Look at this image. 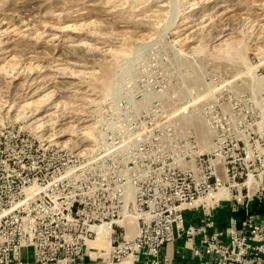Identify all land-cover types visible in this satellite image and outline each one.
Segmentation results:
<instances>
[{
  "label": "rangeland",
  "instance_id": "1",
  "mask_svg": "<svg viewBox=\"0 0 264 264\" xmlns=\"http://www.w3.org/2000/svg\"><path fill=\"white\" fill-rule=\"evenodd\" d=\"M209 117L261 173L264 0H0V133L36 154L104 155L97 128L153 125L184 157Z\"/></svg>",
  "mask_w": 264,
  "mask_h": 264
},
{
  "label": "built area",
  "instance_id": "2",
  "mask_svg": "<svg viewBox=\"0 0 264 264\" xmlns=\"http://www.w3.org/2000/svg\"><path fill=\"white\" fill-rule=\"evenodd\" d=\"M205 124L209 148L194 140L184 157L155 151L153 125L127 138L101 126L95 145L110 153L86 157L39 155L20 133L1 132L0 264H23L24 249L37 264H79L105 223L110 248L95 257L106 264H178L162 254L176 240L188 264H264V170L253 174L214 117ZM125 219L136 224L130 236Z\"/></svg>",
  "mask_w": 264,
  "mask_h": 264
},
{
  "label": "crops",
  "instance_id": "3",
  "mask_svg": "<svg viewBox=\"0 0 264 264\" xmlns=\"http://www.w3.org/2000/svg\"><path fill=\"white\" fill-rule=\"evenodd\" d=\"M181 244L180 240L167 244L163 247L162 254H168L169 257H171L173 261L178 264H188L192 262L190 252L188 250L184 252L180 250ZM89 246L90 245L87 243L83 259L79 264H106V262L100 257H95V255L91 252V246ZM22 261L23 264H37L33 261L31 251L29 249L23 250Z\"/></svg>",
  "mask_w": 264,
  "mask_h": 264
},
{
  "label": "bare ground",
  "instance_id": "4",
  "mask_svg": "<svg viewBox=\"0 0 264 264\" xmlns=\"http://www.w3.org/2000/svg\"><path fill=\"white\" fill-rule=\"evenodd\" d=\"M201 139L203 142H205L203 145L204 146L203 148L207 147L208 146V142H206L207 133L205 134L201 132ZM219 193L224 196L226 195L225 194L226 190L221 189ZM122 225L126 226L127 236H130L135 232L136 224L130 223L129 219L123 220ZM111 231H112V225L110 223H105L97 228L98 235L96 236V238L87 241V243L91 246V252L94 255H97L98 253L103 254V255L107 254L110 248Z\"/></svg>",
  "mask_w": 264,
  "mask_h": 264
}]
</instances>
